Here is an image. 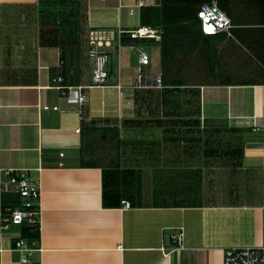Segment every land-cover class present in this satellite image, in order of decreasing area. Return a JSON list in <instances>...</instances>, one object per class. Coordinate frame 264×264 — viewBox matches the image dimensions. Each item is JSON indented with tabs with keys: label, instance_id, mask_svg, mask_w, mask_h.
<instances>
[{
	"label": "crops",
	"instance_id": "crops-1",
	"mask_svg": "<svg viewBox=\"0 0 264 264\" xmlns=\"http://www.w3.org/2000/svg\"><path fill=\"white\" fill-rule=\"evenodd\" d=\"M137 1L80 0L74 44L41 42L47 1L0 0V168L24 169L39 183L35 264H221L227 247L264 240V67L230 28L212 44L211 72L208 46L192 41L198 26L190 22L169 29L162 61L161 0ZM138 25L155 37L114 47L107 83L92 84L87 29ZM138 46L159 50V70L150 59L142 71L147 79L163 72L162 86H133ZM60 72L64 84L89 85L83 104L60 96L52 79ZM113 165L138 172L105 205L102 170ZM146 171L162 175L157 185L170 199L141 197ZM215 186L232 196L192 200ZM11 225L2 232L0 264L21 255L12 245L27 224L9 232Z\"/></svg>",
	"mask_w": 264,
	"mask_h": 264
},
{
	"label": "built area",
	"instance_id": "built-area-1",
	"mask_svg": "<svg viewBox=\"0 0 264 264\" xmlns=\"http://www.w3.org/2000/svg\"><path fill=\"white\" fill-rule=\"evenodd\" d=\"M137 5L143 4L138 0ZM132 12V8L129 9ZM197 16L200 21V28L204 33H215L218 31H228L233 22L230 16L223 10L215 0L203 1L198 5ZM86 53L92 59L91 80L92 84L104 85L108 81L111 52L110 46L117 49L121 46V26H91L87 29ZM137 52V73L133 86H162L161 74L155 75L151 79L145 78L142 66L149 63V53L141 46L136 47ZM119 72V68L117 70ZM55 87L59 89L60 96L67 103H77L79 105L86 101V84H64L63 72L52 78ZM43 109H60L59 104L43 103ZM80 130V125L75 127ZM63 152H60L62 155ZM2 173L6 177L2 176ZM14 191L20 197V204L16 206L0 205V256L2 253V232L12 223L27 224L29 226H39V196L40 188L37 180L28 176L26 170L17 168H0V192ZM123 207H129L127 199L121 200ZM177 241H180V233L173 234ZM12 248L19 250L21 255L18 262L13 264H35L31 258L34 246L30 245L21 237L14 240ZM221 264H264V240L257 245L230 246L224 251Z\"/></svg>",
	"mask_w": 264,
	"mask_h": 264
},
{
	"label": "trees",
	"instance_id": "trees-1",
	"mask_svg": "<svg viewBox=\"0 0 264 264\" xmlns=\"http://www.w3.org/2000/svg\"><path fill=\"white\" fill-rule=\"evenodd\" d=\"M47 1L42 6L41 19L42 26L40 30L41 42L48 39L47 42L54 41L55 38H59V43H65L70 41L74 44L79 42V35L81 32V20L82 10L80 0H42ZM203 1L211 0H161L160 9V25L162 31L157 35L159 36V46L162 61L166 55V40L170 33V28L173 26L186 25L190 22L191 25L198 26V29H194L195 32H191L190 36L194 43L202 42L208 46V52L210 53L209 64L210 71L214 70V64L216 62V53L212 44L215 41H219L224 37V31H218L215 33H204L200 28V21L197 16L198 5ZM217 4L226 11L230 16L233 23L237 26L231 27L233 35L240 40L251 51L255 58L264 67V0H215ZM60 3L58 11L60 15L55 17L54 3ZM53 16V17H51ZM55 21L52 26L50 24ZM56 19V20H55ZM44 24L46 26H44ZM68 25L71 26L70 29ZM155 29H150L142 25L134 27H121V43L136 42L139 38L155 37ZM189 33V32H188ZM163 73V72H162ZM161 73V76H162ZM81 128V127H80ZM102 185H103V204H109L107 195L111 192L115 193L118 188L119 182L126 178V180L133 179L136 176L138 170L135 167H121L117 165L106 166L103 168ZM128 176V177H127ZM120 192V190H119ZM118 192V193H119ZM121 193V192H120ZM128 197V194L126 195ZM128 200V199H127ZM120 200H118L119 203ZM130 202V200H129ZM20 204V200L18 205ZM131 204V202H130ZM23 237L26 238L28 244L32 245L38 240V227L25 226Z\"/></svg>",
	"mask_w": 264,
	"mask_h": 264
},
{
	"label": "rangeland",
	"instance_id": "rangeland-1",
	"mask_svg": "<svg viewBox=\"0 0 264 264\" xmlns=\"http://www.w3.org/2000/svg\"><path fill=\"white\" fill-rule=\"evenodd\" d=\"M53 3H54V6H56V9H55L56 15H55V17L57 16V18H58V16L61 13L60 11H58V10H60L59 9L60 3L57 2L59 5L57 3H55V2H53ZM51 17H53V16H51ZM5 19H6L5 17H2V20H5ZM52 21H53V19H52ZM7 22L10 23L9 21H7ZM54 23H55V21H53L50 24V26H52V24H54ZM145 49H147L149 51V54L151 56V58H150L151 59V65L154 66L156 70H159V68H160L159 57H158V60H157V54H159V50L157 49L156 46H152V49L147 46V47H145ZM109 50H110V52L111 51L113 52V58H114V61H115L114 64H116V60H115L117 58L116 49L112 45V46L109 47ZM130 54H132L134 56V53H132V51H130ZM182 60H183V58L179 60V58L177 56H175V62L177 64H179V62L181 63ZM188 60L186 59L185 61L187 63H191L190 60L189 61ZM133 62H134V65H136L134 60H133ZM115 68H116V66H115ZM115 68H114L113 73H111V75H112L111 79L112 80L115 78V75H116ZM236 75H238V74L235 73L234 76H236ZM239 76H241V75H239ZM120 142L124 143L125 140H122V141L120 140ZM208 142H210V141H208ZM213 173H214V175L217 174L216 171H214ZM145 175L147 176V178L146 177L142 178V179H146V181L144 180L142 182V187H141L142 188L141 197L143 199H145V200H152V199L160 200V199H163V198H165V199L169 198L170 199L171 194L168 193V190H167V192H165V193L162 192L163 194H161L160 191L163 189V186H162V184L157 185V183L161 182V177H159V176H162L161 174H158V173L154 174V173H152L150 171H146ZM151 176H153V177H151ZM219 182H221V178L220 177H218V180L216 181L217 185H219ZM153 184H155V185H153ZM215 187H216L215 190L213 188L212 189L209 188L205 192H204V189L202 188V191L200 192V194H196V196L192 200L193 201L195 199L199 200L201 198V200L203 199V201H208V200H211V201H217L218 200L219 201V200H222L224 198L225 199H229V197L232 196L230 193L219 192L221 190V186H215ZM127 194L131 195V189L129 187L127 188ZM250 197H251V195H250ZM0 199L2 200V203H4L5 205L16 206L19 203L20 197H19L18 193L14 192V191H2V192H0ZM16 227H17V225L12 224L10 226V228L8 229V231L9 232H13L16 229Z\"/></svg>",
	"mask_w": 264,
	"mask_h": 264
}]
</instances>
